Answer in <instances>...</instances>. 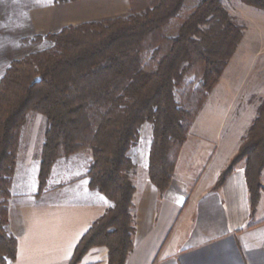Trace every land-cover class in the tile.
Returning <instances> with one entry per match:
<instances>
[{"label": "trees", "instance_id": "trees-1", "mask_svg": "<svg viewBox=\"0 0 264 264\" xmlns=\"http://www.w3.org/2000/svg\"><path fill=\"white\" fill-rule=\"evenodd\" d=\"M79 0H55L64 3ZM264 10V0H241ZM185 0H130L128 17L70 25L48 34L56 49L37 52L11 63L0 80V264L17 256L18 241L8 230L9 199L20 134L31 112L47 119L40 165L42 193L51 169L62 156L90 147L93 162L89 186L103 193L113 206L83 236L70 264H79L96 246L109 249L108 264H126L134 248L135 187L129 172L134 163L128 152L139 138V129L153 125L149 175L166 190L173 179L179 152L197 117L196 110L179 106L176 81L183 61L203 72V90L211 92L220 82L226 61L242 39L222 0H200L181 25L178 35L156 69L141 67V53L152 37L176 17ZM139 8L140 12L134 9ZM214 16L225 25L227 58L218 62L205 51L201 25ZM40 77L41 81L33 84ZM206 100V99H205ZM245 162L251 212L262 193L264 170V96L241 146L222 173V186L235 167Z\"/></svg>", "mask_w": 264, "mask_h": 264}, {"label": "crops", "instance_id": "crops-1", "mask_svg": "<svg viewBox=\"0 0 264 264\" xmlns=\"http://www.w3.org/2000/svg\"><path fill=\"white\" fill-rule=\"evenodd\" d=\"M129 5V0L70 1L50 7L48 17L37 19L48 28H64L122 16ZM198 121L188 132L166 190L153 184L149 163L146 168L143 161L133 160L129 176L136 190L131 210L136 231L126 264H264V170L262 193L252 214L244 161L216 188L241 146L243 133L235 141L221 133L226 137L213 148L197 146L199 140L192 134ZM227 121L224 116L223 122ZM84 181L83 189L91 193L86 200L80 199L84 190L79 188L71 189L77 193L73 197L62 190L46 189L37 199L36 192H12L8 230L18 248L16 259L8 264L71 263L83 236L113 206L103 193L90 188L87 175ZM108 261V247L96 246L79 264Z\"/></svg>", "mask_w": 264, "mask_h": 264}, {"label": "rangeland", "instance_id": "rangeland-1", "mask_svg": "<svg viewBox=\"0 0 264 264\" xmlns=\"http://www.w3.org/2000/svg\"><path fill=\"white\" fill-rule=\"evenodd\" d=\"M199 2L200 0H185L180 13L171 19L160 33L152 37L141 53L142 68H157L170 46L169 40L178 35L181 25ZM56 4L58 3L55 0H0V80L13 61L37 52L56 49V42L47 38V35L57 33L62 28H48L46 24H39V20L49 16L50 7ZM222 4L232 21L241 29L243 36L222 69L219 85L203 98V72L196 71L189 67L187 61H183L175 86V98L180 107L196 110L201 105L196 117L199 121L192 136L199 140L197 146L204 143L210 148L218 146L226 137H221V133L232 136V141L237 139L238 134L243 133L245 136L264 96V10L245 4L241 0H222ZM128 8L122 16L117 17H128L133 13L132 6L129 5ZM134 11L141 10L135 8ZM200 28L204 36L199 39L205 51L218 62L225 61L229 46L225 38V25L221 19L214 16ZM224 116H228L227 122H223ZM46 127V117L38 112H31L22 127L9 205L13 194L36 192L37 199L46 189L62 190L64 194L73 197L72 194L77 193L71 189L79 188L81 192L84 190L79 193L80 199L84 200L91 194L83 189V186L86 187L84 179L88 176L93 162L90 147L60 157L54 163L46 185L39 194V174ZM232 131L238 133H230ZM152 141L153 125L146 122L140 127L138 141L128 156L137 163L144 162L148 168Z\"/></svg>", "mask_w": 264, "mask_h": 264}, {"label": "water", "instance_id": "water-1", "mask_svg": "<svg viewBox=\"0 0 264 264\" xmlns=\"http://www.w3.org/2000/svg\"><path fill=\"white\" fill-rule=\"evenodd\" d=\"M40 81H41V78H40V77H37V78L33 81V84L38 83V82H40Z\"/></svg>", "mask_w": 264, "mask_h": 264}]
</instances>
